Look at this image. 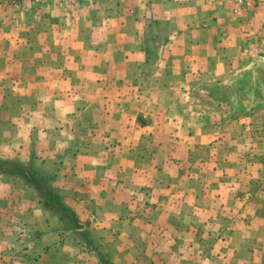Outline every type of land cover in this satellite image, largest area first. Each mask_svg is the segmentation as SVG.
Masks as SVG:
<instances>
[{"label":"crops","instance_id":"1","mask_svg":"<svg viewBox=\"0 0 264 264\" xmlns=\"http://www.w3.org/2000/svg\"><path fill=\"white\" fill-rule=\"evenodd\" d=\"M19 10L0 28V158L53 175L77 224L0 174V264H264V116L220 108L241 84L264 105V0Z\"/></svg>","mask_w":264,"mask_h":264},{"label":"trees","instance_id":"2","mask_svg":"<svg viewBox=\"0 0 264 264\" xmlns=\"http://www.w3.org/2000/svg\"><path fill=\"white\" fill-rule=\"evenodd\" d=\"M0 174L13 176L22 179L42 198L43 203L53 212L59 214L62 220L67 224H77L76 217L62 203L59 192L51 185L53 175L45 172L35 165H23L17 160H8L0 158ZM85 240H88L87 234H84ZM101 264H112L104 257L100 258Z\"/></svg>","mask_w":264,"mask_h":264},{"label":"rangeland","instance_id":"3","mask_svg":"<svg viewBox=\"0 0 264 264\" xmlns=\"http://www.w3.org/2000/svg\"><path fill=\"white\" fill-rule=\"evenodd\" d=\"M26 0H0V28L4 27V21L9 18V16L12 19H16L19 15V7H21ZM44 1V0H43ZM58 1V0H55ZM67 1V0H65ZM141 90H138L137 93L140 94ZM154 90H151V93ZM263 91V90H262ZM130 93L131 91L125 90V93ZM227 92L234 93V98L229 100L236 102V104H225L224 106H220L221 110L230 112L231 115L235 117H241V116H247L248 112L251 113V116L258 115L264 116V105H255V106H246L243 105L240 101L241 100H247L249 97H247V94L254 93V95L259 93V88H251V89H244L242 84L241 87L237 88L236 90L230 89L227 90ZM144 95V94H143ZM237 115V116H236ZM247 124V123H244ZM253 127L256 132L259 133L260 136L264 133V121H259L257 123H249ZM249 126V125H248ZM258 135V136H259Z\"/></svg>","mask_w":264,"mask_h":264},{"label":"built area","instance_id":"4","mask_svg":"<svg viewBox=\"0 0 264 264\" xmlns=\"http://www.w3.org/2000/svg\"><path fill=\"white\" fill-rule=\"evenodd\" d=\"M239 2H241L242 0H238ZM264 134V133H263Z\"/></svg>","mask_w":264,"mask_h":264}]
</instances>
